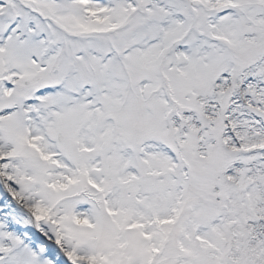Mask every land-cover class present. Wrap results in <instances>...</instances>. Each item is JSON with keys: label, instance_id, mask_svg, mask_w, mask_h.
<instances>
[{"label": "snow or ice", "instance_id": "6c2138e0", "mask_svg": "<svg viewBox=\"0 0 264 264\" xmlns=\"http://www.w3.org/2000/svg\"><path fill=\"white\" fill-rule=\"evenodd\" d=\"M0 264H264V0H0Z\"/></svg>", "mask_w": 264, "mask_h": 264}]
</instances>
